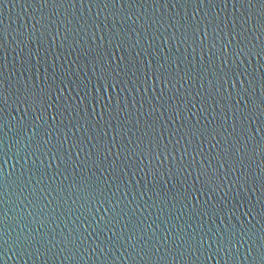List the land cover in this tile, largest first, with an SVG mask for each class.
I'll use <instances>...</instances> for the list:
<instances>
[{
	"label": "water",
	"instance_id": "obj_1",
	"mask_svg": "<svg viewBox=\"0 0 264 264\" xmlns=\"http://www.w3.org/2000/svg\"><path fill=\"white\" fill-rule=\"evenodd\" d=\"M259 10L256 3L248 31L236 37L240 44L234 40L223 52L231 35L223 24L214 36L209 28L206 37L207 21L195 36L187 24L205 16L231 20V3L227 8L205 5L196 12L195 5L183 0H126L123 8L84 0L57 5L61 15H52L56 23L44 31L40 17L48 23L49 10L40 9L38 0H0V78L6 89L2 115L14 130L19 127L28 105L17 97L27 95V83L33 92L48 93L47 124L36 122L43 125L40 131L56 130L47 155L26 153V138L17 144L15 131H0L7 134L5 147L11 146L7 158L0 156V175L7 177L0 188V227L7 225V235L0 236V264H236L225 259L232 252L217 250L216 236L223 249V234L241 228L255 233L259 245L264 227ZM116 33L122 47H117ZM98 82L115 87L105 91ZM33 107L39 111L38 104ZM148 125L163 132L162 164L155 147L147 155L153 132ZM244 143L247 151L237 156L235 147ZM89 150L93 155L85 160ZM201 164L209 178L200 174ZM250 210L253 215H244ZM113 215L116 220L106 227ZM191 235H204L205 242L201 246L193 240L189 248ZM252 243L240 246L238 264H253L244 259ZM149 248L158 249L159 256L150 260L145 255Z\"/></svg>",
	"mask_w": 264,
	"mask_h": 264
},
{
	"label": "snow or ice",
	"instance_id": "obj_2",
	"mask_svg": "<svg viewBox=\"0 0 264 264\" xmlns=\"http://www.w3.org/2000/svg\"><path fill=\"white\" fill-rule=\"evenodd\" d=\"M76 2H79L81 4L84 3V0H38V3L40 4V9H45L47 8L49 10V15L47 16V20L49 21L48 23H45V19L46 17L42 14L40 17V21H43V23L41 24V28L44 31H48L49 29L52 28V24L56 23V21H52V15H61V13L56 12L57 10V5H59L61 8L64 5H68V6H72L74 5ZM105 4L111 3L113 6H115L116 4H120L121 8H123L124 3L126 2V0H104ZM154 3H159L160 0H153ZM179 2V0H178ZM183 2L185 4H192L196 6V12H199V10L203 9V7L205 5H208L209 7L214 8L217 4H222L225 8H227V5L229 3H231L233 5V16L232 19L229 20L227 17H225L224 19H220L218 16L216 18H212V19H208L207 16L202 17L200 21H196L195 24L192 23H188L187 24V28H191L193 31V35H197L200 32V24L204 23V21H207L206 23H204V35L205 37L208 35V29L211 28L212 30V34L213 36L219 31H222L223 29H221V24L224 25V28H227L229 30V32L231 33L230 38H228V43L227 45L224 46V48L222 49L223 52L227 51V47L231 46L233 41L236 40L237 36H241L244 37L245 33L248 31V29L245 27L246 25H250V17H252L254 15V13L252 12L253 7L255 6L256 3L260 4V10H259V14L257 19L259 20V31L261 32L262 35H264V0H183ZM239 6V7H238ZM244 8L245 11L241 12L240 9ZM239 10L241 12V16L237 17L235 15L236 11ZM120 13H116V15H119ZM193 19L195 18V13H193ZM131 17H129L130 19ZM185 20H187V14L186 16L183 18ZM40 21H37V23H40ZM157 23H159L160 21L157 20ZM171 23V21H169ZM176 25H179V27H185V24H181L179 21H177ZM33 28H36V25H33ZM252 31H255L256 28L252 27L251 29ZM70 31V30H69ZM58 32V29H57ZM181 35H186V33H181ZM172 36L174 38H178L176 37V33L173 32ZM29 42H31V37L29 34ZM65 39H67V36L65 37ZM101 39H103V37H101ZM115 39L121 41L117 47H122L123 46V40L121 38L120 33H116L115 34ZM203 37H201V43L203 44ZM237 45L240 44L239 40H236ZM138 43H135L133 45V47H137ZM215 45L212 44V47H214ZM0 47H2V42H0ZM211 50V49H210ZM239 54V53H237ZM260 55H264V48H262ZM227 61L228 60H224L222 61V63L227 66ZM177 67H179V65H177ZM178 75V73H177ZM225 77H228V73L224 74ZM170 78L171 74H169ZM104 77L101 76L99 78V81H103ZM99 83V82H98ZM241 85H243V81L240 82ZM251 83V82H249ZM109 87L114 88L115 85L114 84H107V83H99V88H103L105 91H107V89ZM6 91L5 89V80L0 78V104L6 103V100L3 99L4 96V92ZM20 89H17V92L19 93ZM219 91V90H218ZM245 92H247V89H244ZM24 92L27 93V95H24L23 98L21 99L19 96L17 97V99L19 100V102L21 104H27L28 107H25L23 109L24 113H26V116H22L19 123V127L16 128L15 130L10 127V122H8L7 120H5V118L2 115L3 112V108L0 107V131L3 130V128L5 127H9V131H15V134L20 136V139L16 141L17 144H21L22 142H24L25 138L27 139V141H29V143L24 144V150L25 152H29V150H31V154L32 155H37V154H43V155H47L49 152H51V148L49 147L51 144V138L54 134V132L56 131L55 129H53L52 131H49L47 129L44 130V132H41L40 129L43 127V125L47 124V110L48 107H50V105H48V101L46 99V97L48 96V93L44 90L41 89L39 91V93L33 92L31 89H29L27 83L24 84ZM230 95V93H229ZM110 99V97H109ZM262 104H264V100L261 101ZM39 106V111H37V109L35 107H33V105H37ZM164 105L161 104V107H163ZM29 111H31V116L28 115ZM155 111H159V109L153 108V112ZM10 114V113H9ZM33 114H35L33 116ZM151 115V113L149 114ZM53 120L56 119L55 116L52 117ZM135 119L137 120V123H139V117H135ZM160 119L163 120V113H161ZM37 121H42V124L36 123ZM51 126H49L50 128ZM75 127V125H74ZM82 127V125H81ZM148 128L153 129L152 135L149 137L148 139V144L146 145L147 148V155L148 156H152V149L153 147L156 148L157 150V154H156V159L160 161V163L162 164L164 161L160 160V156L161 153L159 152L160 146L162 144V140L159 139V137L163 136V132H159L156 131L154 128V125H148ZM31 130L32 135H28V130ZM21 131H23V135H21ZM69 131H71V129H69ZM62 132V130H61ZM205 133H200V135H204ZM6 133L4 135H0V156L7 158L8 153L11 151V146L8 145L7 147H5V137H6ZM193 136L196 135V133H192ZM37 136H39V139H37ZM45 136L48 137V139H45ZM145 136H148V133H145ZM67 135L65 134V139H67ZM141 138V142H142ZM191 139H189V143H191ZM177 144H180L181 141L177 140L176 141ZM236 144H240V141H236ZM35 145V146H34ZM79 146V145H76ZM140 147V143L136 144V148ZM165 152H167V148L168 145H163ZM233 147H235V144L233 145ZM143 151V150H142ZM195 151V149H194ZM247 151V144L244 143L241 147H235V152L237 156H240V154L242 152H246ZM261 151L264 152V147L261 148ZM225 154H228V151L225 150ZM52 155L54 156L55 153H52ZM80 153L77 152V156H79ZM93 154L91 153V150H89V154L86 155L85 160H89L91 158ZM103 155V154H101ZM98 159V158H97ZM104 159H107V156H104ZM240 162H243V157L241 156ZM93 164H96L97 161L96 160H92ZM209 166H211V162H209L208 164V168ZM222 166V165H221ZM3 164L0 163V173L3 172ZM201 168L203 169V171L200 173L201 175H203L205 178H209V172L207 170V168H204V165L201 164ZM11 175V174H9ZM155 175V174H154ZM22 177V174H21ZM7 179V177H4L2 175H0V188L3 187V182ZM31 178H29L30 180ZM240 180V177H237V181ZM76 188V191H80V188L78 186H74ZM229 187H231V185H229ZM99 195L100 196H104V191L103 189H98ZM2 194V193H0ZM97 203H99L100 205H103L104 202H106L105 200H97ZM31 203V202H30ZM262 203V209H264V199H262L261 201ZM109 211V209H105V212L107 213ZM244 215H253V212L250 210L247 213H244ZM6 216V213H5ZM264 218V217H262ZM101 219L103 220L104 218L101 217ZM116 220V215H113L111 217H109L108 221L106 222L105 226L109 227V225L112 224L113 221ZM3 221H0V224H2ZM241 224H243V221H241ZM110 228V227H109ZM7 225H4L2 227H0V236L5 237L7 235ZM206 235V234H204ZM204 235L200 236L199 239H197L196 237H194L193 235L189 236L188 238V245L189 248L194 247V245L192 244V241L195 240V242L197 244H200L201 246L203 245V243L205 242L204 240ZM215 235V234H213ZM255 233L249 232L247 229L245 228H241L238 230H234L232 232H227L223 234V249H221L220 245H221V240L219 236H216L217 239V250H227L228 252H232V256L231 258H229L227 255H225V259H232L234 262H236V264H238L239 261V253L241 251V245L247 244L248 240H253L252 244H248V248L247 251L244 252V259L247 261L249 258H251L253 264H264V227L261 228V235H259V245L255 244ZM247 237V239H246ZM77 239H79V237H77ZM208 242V241H207ZM3 244H7V239H3L2 241ZM68 243L72 244L73 241L69 238L68 239ZM209 247H211V242H208ZM142 250V249H141ZM196 251H199L198 248L195 249ZM167 251V250H166ZM253 251L256 252V255H253ZM159 250L157 249L155 252L152 251L151 248H149L146 252L145 255L149 257V259L151 260L152 257H158ZM191 255V254H190ZM134 259V258H133Z\"/></svg>",
	"mask_w": 264,
	"mask_h": 264
}]
</instances>
